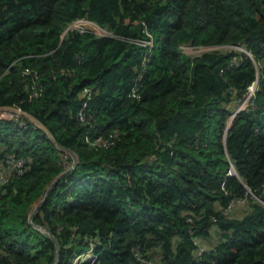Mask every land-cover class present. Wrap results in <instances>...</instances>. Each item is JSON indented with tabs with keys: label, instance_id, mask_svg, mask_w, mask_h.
Wrapping results in <instances>:
<instances>
[{
	"label": "trees",
	"instance_id": "obj_1",
	"mask_svg": "<svg viewBox=\"0 0 264 264\" xmlns=\"http://www.w3.org/2000/svg\"><path fill=\"white\" fill-rule=\"evenodd\" d=\"M0 176V264H264V0H0Z\"/></svg>",
	"mask_w": 264,
	"mask_h": 264
},
{
	"label": "built area",
	"instance_id": "obj_2",
	"mask_svg": "<svg viewBox=\"0 0 264 264\" xmlns=\"http://www.w3.org/2000/svg\"><path fill=\"white\" fill-rule=\"evenodd\" d=\"M67 30H78L80 32H83V31H90V32H93L94 34L96 35H101L104 33V31L93 25L92 23L88 22L87 20L85 19H78V20H75L73 21L67 28ZM239 48V47H238ZM241 51H244L242 48H239ZM245 52V51H244ZM246 54H249L248 52H245ZM256 88H257V82H253L248 88H247V91L246 93L244 94L241 102L238 103L239 104H243L242 106L238 107L236 109V111L238 110H241V109H247L248 108V105L249 103L252 101V98L255 94V91H256ZM133 96H135L133 94ZM8 111H13L14 113L16 114H21V112L19 110H16V109H8ZM100 141V140H99ZM98 141V142H99ZM99 143H102V142H99ZM10 164L12 165V168L13 169H16V172L18 174H20L22 172V169H23V165L24 163L22 161H17V160H10ZM0 180H4L2 178V176H0Z\"/></svg>",
	"mask_w": 264,
	"mask_h": 264
},
{
	"label": "water",
	"instance_id": "obj_3",
	"mask_svg": "<svg viewBox=\"0 0 264 264\" xmlns=\"http://www.w3.org/2000/svg\"><path fill=\"white\" fill-rule=\"evenodd\" d=\"M41 130H43L45 133H46V135L50 138V140H52V142L56 145V147L57 148H59L60 150H64L65 152H67L71 157H72V159H73V164H72V166L68 169V170H66V171H64V172H62L59 176H57L55 179H54V181L51 183V185L49 186V188H48V190H47V192H46V195L49 193V191H50V189L66 174V173H68L69 171H71L76 165H77V163H78V157L74 154V153H72L70 150H66V149H62L54 140H53V138H52V136H51V134H50V132L44 127V126H42L38 121H36L35 119H33V118H30ZM232 172V171H231ZM41 204L42 203H39L35 208H34V211H33V213H35V212H37L38 211V209H39V207L41 206ZM29 222H30V224H32L31 223V216H30V218H29ZM45 232H47L48 234H49V236L53 239V241H54V243H55V245H57V243H56V241H55V238L53 237V235L50 233V232H48V230H46V229H43ZM55 264H57V261H56V263Z\"/></svg>",
	"mask_w": 264,
	"mask_h": 264
},
{
	"label": "rangeland",
	"instance_id": "obj_4",
	"mask_svg": "<svg viewBox=\"0 0 264 264\" xmlns=\"http://www.w3.org/2000/svg\"><path fill=\"white\" fill-rule=\"evenodd\" d=\"M208 48H193V47H190V46H185V47H182V52L188 56H197L199 54H201L202 52H204L205 50H207ZM218 50H222V51H225V50H233L235 49L234 47H227V48H223V47H220V48H217ZM243 104H239L237 106L240 107L242 106ZM236 108V109H237ZM7 116H9V114H6ZM11 168L10 165L9 167L5 168L4 169V172L3 174H8L9 171H11ZM234 173L233 171L231 172V174ZM244 201L243 200H240L237 202V206H235L236 210H240L242 208V205H243Z\"/></svg>",
	"mask_w": 264,
	"mask_h": 264
}]
</instances>
